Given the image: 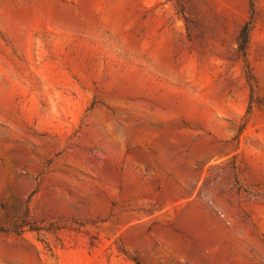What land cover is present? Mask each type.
I'll return each mask as SVG.
<instances>
[{
	"label": "rangeland",
	"instance_id": "obj_1",
	"mask_svg": "<svg viewBox=\"0 0 264 264\" xmlns=\"http://www.w3.org/2000/svg\"><path fill=\"white\" fill-rule=\"evenodd\" d=\"M0 264H264V0H0Z\"/></svg>",
	"mask_w": 264,
	"mask_h": 264
},
{
	"label": "trees",
	"instance_id": "obj_2",
	"mask_svg": "<svg viewBox=\"0 0 264 264\" xmlns=\"http://www.w3.org/2000/svg\"><path fill=\"white\" fill-rule=\"evenodd\" d=\"M253 24V17H250V19L245 22L243 27L241 28L238 38H237V51L242 54V56H246L247 53V47H248V37L249 32L252 28Z\"/></svg>",
	"mask_w": 264,
	"mask_h": 264
}]
</instances>
